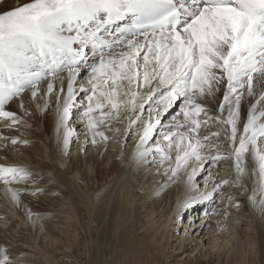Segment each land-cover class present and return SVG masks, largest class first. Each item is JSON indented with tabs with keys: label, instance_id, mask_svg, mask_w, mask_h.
<instances>
[{
	"label": "snow or ice",
	"instance_id": "1",
	"mask_svg": "<svg viewBox=\"0 0 264 264\" xmlns=\"http://www.w3.org/2000/svg\"><path fill=\"white\" fill-rule=\"evenodd\" d=\"M58 79L57 131L64 130L65 155L73 137L79 139L69 120L82 93L91 138L85 145L134 135L138 163L163 167L170 182L186 174L192 195L184 207L212 201L225 186L242 188L246 172L258 174L261 198L254 191L250 200L264 215V0H30L0 14V123L12 129L23 122L6 110L14 100L30 114L25 92L47 111ZM221 85L220 115H210L201 101ZM245 95L253 100L241 125ZM177 101L174 123L164 131L162 116ZM8 139L21 143L0 135ZM248 155L254 170L247 168ZM229 161L233 178L216 182ZM202 174L203 186L196 180ZM30 176L0 165L5 196L17 207L20 190L12 185ZM0 264H12L7 249H0Z\"/></svg>",
	"mask_w": 264,
	"mask_h": 264
},
{
	"label": "bare ground",
	"instance_id": "2",
	"mask_svg": "<svg viewBox=\"0 0 264 264\" xmlns=\"http://www.w3.org/2000/svg\"><path fill=\"white\" fill-rule=\"evenodd\" d=\"M5 5L7 4L3 7ZM63 75L66 77L67 73ZM46 87L47 82H44L41 89L46 90ZM59 88L58 79L56 91L51 97L52 104L57 103L56 95ZM64 88L66 93V79ZM82 96V93L77 96L78 107L81 106ZM22 99L26 105L32 101H29L31 99L29 92H25ZM179 104L177 101V105ZM76 106L69 120L73 123L69 127L76 131L75 125H79L82 129L76 131L79 136L81 135L78 140L73 137L75 146H72L74 143L70 144L69 153L72 151L70 158L67 156L69 153L54 158L52 155L46 157L48 150L41 152L34 144L35 141L24 137L26 134H23L22 128L25 126L19 124L9 129L0 123V135L21 141L15 145L10 139L0 141V165L21 166L31 174L27 182L12 185L20 190L19 207H27L28 210L30 206L35 203L42 204L43 201L54 207L45 210L50 213L45 216L46 219L41 218L42 210L34 211L38 215V220H35L39 230L36 234L38 236L34 238L35 236L31 234L30 238H25L22 236V230L34 232L20 224L21 222H18L11 212L9 214L3 211L4 206L12 202L5 196V186L0 182V232L4 233L8 240H12L9 243L0 238V249L8 248L7 253L12 264H66L68 257L73 256H77L76 258L84 264H264V215L253 207L250 200L254 191L257 200L261 198L258 174L246 172L242 188L225 186L221 194L212 201L184 207L192 195L188 191L187 176L184 172H181L174 182L166 183L168 177L163 175V167L158 168L152 163H138L134 159L138 142L134 135L129 137L127 142L120 136L119 142L110 139L107 144L93 145L89 142L85 145V139L90 141L91 138L87 136L82 115H79L80 108ZM19 108V100H14L6 106V110L14 112ZM173 111L179 110L171 109L169 115L162 116V119H165L164 131L174 123L171 120ZM126 123L127 121H124L117 127L123 131ZM106 134L110 137L113 135L112 132ZM50 139L52 142L51 137ZM250 159L251 156L248 155L247 168L254 170L255 162ZM216 171L217 169H213V173ZM233 176L234 169L229 161L222 164L220 176H214V179L219 182L220 177L232 179ZM199 177H203L201 179L203 181L200 182L204 183L206 178L204 174L197 176L196 180ZM202 183L199 184L203 186ZM56 192L59 193L58 197L55 195ZM3 202L5 205H2ZM214 202L221 204L218 209L214 208L217 213H222L218 214L216 220L214 219L217 224L212 226L211 222L205 223V219L208 221L214 216L204 215L198 225L192 226L201 214L211 211ZM236 204L239 207H235ZM185 218L187 222L182 235L172 232L173 225L181 224ZM242 228L251 229V234L246 231L247 234L242 233L240 231ZM205 229L210 230L207 231L209 236L204 234L201 238L200 235ZM238 236L240 241L236 242ZM38 238L41 243L37 242ZM104 241L106 242L103 246ZM22 246L27 248L24 249ZM191 249L193 253H197L195 259L188 253ZM231 250L233 254L230 258V254L228 257L226 255ZM182 254L185 259L180 257Z\"/></svg>",
	"mask_w": 264,
	"mask_h": 264
},
{
	"label": "rangeland",
	"instance_id": "3",
	"mask_svg": "<svg viewBox=\"0 0 264 264\" xmlns=\"http://www.w3.org/2000/svg\"><path fill=\"white\" fill-rule=\"evenodd\" d=\"M30 2V0H0V10L2 11V12H0V13H6V12H9V11H12V10H14L15 8H17V7H19V6H22V5H24V4H27V3H29ZM7 4V5H5V7H3V5L4 4ZM3 4V5H2ZM4 9H5V11H4ZM221 87V91H219V92H217L216 93V95L214 96V97H212V96H209V97H207L206 99H204V100H202L201 102L204 104V106L206 107V109L208 108V109H210V110H208V112H209V114L211 115H220V113H219V108H217V106L219 107V103H222L223 102V99H220V98H222L223 97V91L225 90L224 89V86L223 85H221L220 86ZM221 92V94H219ZM24 95V94H23ZM220 96V97H219ZM31 98V97H30ZM219 98V99H218ZM206 100V101H205ZM250 100H253V98H250V97H248L247 95H245L243 98H242V100H241V118H242V120H241V125L243 124V122L245 121V119H246V115H247V112H248V110H249V104H248V102H250ZM29 101H31V99L29 100ZM204 101V102H203ZM247 103H246V102ZM52 102V101H51ZM57 102V101H56ZM219 102V103H218ZM254 102V101H253ZM33 103H36V102H29L27 105L26 104H24V107L28 110V112L30 113L29 115H25L24 114V112L21 110V108H19V110L18 111H12V112H14V113H16L18 116H20L21 117V119H22V121L23 122H26V124L25 123H21L20 125L22 126H25V127H23L22 129H23V131L22 132H24L23 134H26L24 137H28L29 139H31L33 142H34V144L35 145H37L39 148H40V150H41V152H45L44 150H48L47 152V155H46V157H48L49 155L51 156V157H56V156H59V155H61L62 154V156H65V154H63L64 153V151H63V142H62V137H63V132H64V130L63 129H60V131H59V134H57L58 133V131H57V125H56V123H57V114H56V111H57V108H56V104H52V103H50V105H49V107H48V109H47V112L46 111H41L38 107H37V103L36 104H33ZM218 103V104H217ZM206 104V105H205ZM246 105V106H243V105ZM248 105V106H247ZM30 107V108H29ZM77 108H81V106H79L78 107V105L76 106ZM244 107V108H243ZM248 107V108H247ZM51 108V109H50ZM56 108V109H55ZM176 109H178L179 110V105H177L176 107H175ZM35 109V110H34ZM53 109V110H52ZM55 109V110H54ZM174 109V108H173ZM246 109V110H245ZM51 110H52V112H51ZM74 110V108L72 109V111ZM215 111L216 112V114H215V112H213V111ZM246 112H245V111ZM37 111H39L38 113H37ZM49 111H50V114H48L49 113ZM175 112H177V111H173V113L175 114ZM41 116H40V115ZM54 114H56L55 116H53ZM174 114H172V115H174ZM79 115H82V112H80L79 113ZM225 115H226V113H225ZM39 116H40V118H39ZM45 116V117H44ZM54 117V118H53ZM27 118V119H26ZM39 118V119H38ZM43 118V119H42ZM51 118H53V119H51ZM75 118H73V120H74ZM31 120V121H30ZM41 120V121H40ZM162 121L164 122L165 121V119H162ZM44 123V124H43ZM52 123V124H51ZM53 123H54V126H53ZM71 123H73V121L71 122H69V126L71 125ZM48 124V125H47ZM42 125H43V127H42ZM52 125V126H51ZM56 125V126H55ZM48 126V127H47ZM214 126V125H213ZM27 127V128H26ZM40 127V128H39ZM215 127V126H214ZM213 127V128H214ZM25 128V129H24ZM37 128V129H36ZM43 128V129H42ZM75 128H76V131L78 132L79 131V129H82V126H79V125H75ZM41 129V130H40ZM50 129V130H49ZM30 130V131H29ZM31 130H32V133H31ZM37 130V131H36ZM51 131V132H50ZM63 131V132H62ZM36 132V133H35ZM28 133H30V134H28ZM40 133V134H39ZM38 134V135H37ZM54 134V135H53ZM20 136H22L23 137V135H21L20 134ZM47 136H49V137H47ZM53 136V137H52ZM61 136V137H60ZM35 137V138H34ZM45 139H44V138ZM46 137L48 138V139H46ZM50 137L52 138V142H51V139H50ZM81 137V135L79 136V138ZM40 138V139H39ZM43 138V139H42ZM54 139V140H53ZM57 139V140H56ZM44 140V141H43ZM74 140L75 139H73V142L72 143H74V144H72V146L74 147L75 146V144H76V142H74ZM51 143H50V142ZM55 141V142H54ZM56 141H58V142H60V144H57L58 142H56ZM38 142V143H37ZM46 142V143H45ZM43 146V147H40L41 145ZM54 144H56V145H54ZM53 145V146H52ZM61 146V148H59ZM54 147V148H53ZM43 148V149H42ZM47 148V149H46ZM55 148H56V150H55ZM58 149H60V150H58ZM63 151V153H62V151ZM72 150H73V148H72ZM61 151V152H60ZM58 153V154H57ZM71 155H72V151L67 155L68 156V158H70L71 157ZM49 156V157H50ZM46 160V159H45ZM252 160V158L250 159V161ZM19 166V165H18ZM19 167H21V166H19ZM207 167V166H206ZM22 168H24V167H22ZM203 177H199L198 179H197V181L199 182V183H202V182H200V181H203V180H201ZM169 180L167 179L165 182L167 183ZM203 184V183H202ZM177 185V183L176 184H174L172 187H171V190H173V188L175 187ZM202 186V185H201ZM58 192H56L55 193V195H56V197H58ZM44 196V195H43ZM46 196V195H45ZM35 201L36 200H39V199H34ZM217 203V204H216ZM5 205V203L3 202L2 203V205ZM35 205H38V203H35ZM35 205H33L31 208H33V209H31L29 206V209L27 210V207L25 208V207H16L15 208V205L13 204V203H11V204H8V205H5V206H7V207H5L4 206V208H3V211L4 212H8L9 214H13V215H15V219H17V221L19 222H21L20 224H22V225H25V228L27 229V228H30V230L32 229V232H34V233H31V231H28V229L27 230H22V236L23 237H25V238H30L31 237V234L33 235V237L34 238H37V236H36V234L39 232V230H38V227L35 225V220L38 218V215L36 214V213H34V211L35 210H38V211H41L42 210V213L41 214H43V216L41 217V218H43V219H46L47 217H45V216H48V214H50V213H48L47 211H45V210H47V209H49L50 207L51 208H54L53 206H50L51 204L49 203V202H47V201H43L42 202V204H39L38 205V207H35ZM221 204H219L218 202H214L213 204H212V209H211V211L208 213V212H205V213H203V214H201L198 218H196V220H195V224H193L192 226H195V225H198L199 223H200V221H201V219L203 218L202 216H207V217H211V216H214V218H210V219H208V221H207V219H205V223L207 222V224H209L210 222L212 223V226L213 225H216L217 223H215V220H216V218L218 217V214L219 215H222V213H217L216 211H215V209L214 208H216V209H218V206H220ZM223 206V205H222ZM10 208V209H9ZM18 208H19V210H18ZM222 208V207H221ZM5 209V210H4ZM13 209V210H12ZM24 209H26V210H24ZM23 210V211H22ZM31 211V213H32V216H31V218H29V216H28V211ZM219 210H223V209H219ZM12 211H14V213L12 212ZM18 211H20V213L18 212ZM218 211V210H217ZM11 212V213H10ZM8 213H6V214H8ZM34 213V214H33ZM45 213V214H44ZM19 215V216H18ZM21 215V216H20ZM19 217H21V219H19ZM25 220H24V219ZM29 218V219H28ZM23 219V220H22ZM186 219L187 218H185V219H183L182 220V223L181 224H175V225H173L174 226V229H172V232H178L179 233V235H182V233H183V231H184V227H185V225H186ZM215 219V220H214ZM38 220V219H37ZM26 221V222H25ZM250 220H248V222H249ZM40 222L42 223V219L40 220ZM26 223V224H25ZM210 223V224H211ZM188 226H189V224H188ZM250 230V231H249ZM210 232V230H204L203 232H202V235H200V237L202 238L203 236H204V234H207L206 236H209L208 235V232ZM211 231H214V230H211ZM240 231L242 232V233H244V234H249L250 232H252V230L251 229H245V228H242V229H240ZM239 231V232H240ZM247 233H246V232ZM240 232V233H241ZM251 234V233H250ZM252 236H253V234H252ZM186 237H188L187 236V234H186ZM239 238H237V241L236 242H238V241H240V236H238ZM0 238L2 239V241H8L9 243H11L12 242V240H8V238H7V236H5L4 235V233H2V232H0ZM206 238V237H205ZM42 240V239H41ZM8 242H6V243H8ZM37 242L38 243H41V241H40V238H38L37 239ZM105 242L106 241H104L103 242V246H104V244H105ZM107 245V244H106ZM105 245V246H106ZM176 244H174V246H175ZM40 246V245H39ZM23 247V246H22ZM13 248V247H12ZM24 249H26L27 248V246H24L23 247ZM7 250H8V248H6ZM114 251V250H113ZM170 252H171V250H170ZM231 252V253H230ZM230 252H228V254L226 255L227 257H228V255H229V257L231 258L232 257V254H233V251L231 250ZM115 253V252H114ZM188 253H190V256L191 257H193L194 259L196 258V256H197V253H193V249H191L190 250V252H188ZM77 256H73V257H68V259L65 261L66 262V264H84L83 262H81L80 260H78L77 258H76ZM180 257L182 258V257H184L183 259H185L186 257L185 256H183V254L182 255H180ZM86 264V263H85ZM93 264V263H92Z\"/></svg>",
	"mask_w": 264,
	"mask_h": 264
}]
</instances>
